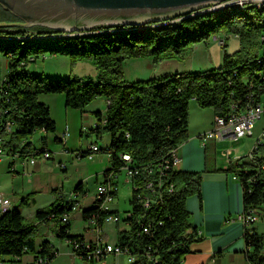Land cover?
<instances>
[{
  "label": "trees",
  "instance_id": "obj_1",
  "mask_svg": "<svg viewBox=\"0 0 264 264\" xmlns=\"http://www.w3.org/2000/svg\"><path fill=\"white\" fill-rule=\"evenodd\" d=\"M20 21L0 5V22ZM222 31L236 36L239 47L231 55L224 54L221 67L125 80L127 60L145 58L158 65L170 59H185L195 44ZM80 32L83 33L40 25L0 28V52L9 59V74L0 85V145L5 151L26 158L36 149L30 141L36 130L55 131L50 109L39 101V95L64 94L66 105L80 110L95 98L105 97L108 107L104 115L94 113L99 121L94 131L110 138L104 149L110 154L106 170L119 171L124 165L119 155L129 153L140 169L137 182L141 183L147 166L168 159L172 150L188 139L192 100L221 115L233 101L244 102L248 93L254 92L257 98L264 93V3H247L241 9H203L181 19L143 25H102ZM44 53L68 56L72 64L89 60L95 65L96 77L48 76L28 71V62ZM163 180L173 184V190L163 193L147 208L137 201V191L132 190L131 209L126 212L130 215L122 220L128 229L118 230L116 243L130 249L135 256L133 264H153L147 255L158 264H180L189 243L200 237L190 223L186 199L193 194L200 196L201 173L170 169ZM241 188L244 210L256 206L264 209V185L251 190L246 185ZM74 190L84 192L81 184ZM33 195L27 194L21 205L0 214V259L21 264L22 257L31 254L48 255L52 261L58 250L47 240L36 247L35 238L37 226L55 217H60L59 238L66 242L84 239L82 235L69 234L70 221L61 223V217L71 211L61 199L37 210L32 219L24 216L21 209ZM117 213L100 212L92 204L81 215L85 221L94 214L102 223L104 216ZM144 227H149L148 233L143 232ZM244 240L250 264H264V234L254 228L251 234L245 232ZM76 255L88 260L81 252ZM14 256L21 260L14 261Z\"/></svg>",
  "mask_w": 264,
  "mask_h": 264
},
{
  "label": "crops",
  "instance_id": "obj_2",
  "mask_svg": "<svg viewBox=\"0 0 264 264\" xmlns=\"http://www.w3.org/2000/svg\"><path fill=\"white\" fill-rule=\"evenodd\" d=\"M49 55L54 58L58 57V55L54 54ZM135 59L138 63H145L147 67L152 66L150 60L145 58ZM36 60L32 62L35 63ZM131 60L133 59L127 60L124 66ZM43 74L46 73L43 72ZM46 75L63 76L56 73ZM135 80L142 79L138 78ZM38 99L49 107L51 118L56 124V129L54 132H46L41 129L36 130L41 142L38 146L33 145V147L41 151H49L51 159L43 161L37 158L35 164L22 166L21 164L18 165L20 158H4L0 161V164L6 162L9 183L3 185L0 189L10 197L12 207H16L17 205L15 201L16 196H23L25 193L30 194L33 192L34 195L30 199V203L27 204L28 207L21 209L24 215V210L33 206L34 209L30 210L28 215L32 217L37 210L45 208L54 202H60L58 190H73L81 184L84 195L78 215L83 220L82 211L89 208L94 201V196L89 198L93 190L89 189L87 184L92 179H94V182H99L100 178L103 177V172L110 166V158L106 154H99L92 161L88 160L89 164L82 170L75 168L74 171L69 172V167L86 158L83 150L86 145L92 142L89 141L90 134L97 142L103 140L104 135H106L108 138L104 142V146L109 145L110 138L108 134L99 136L94 131L99 124L98 118L94 113L99 111L104 115L108 107V100L105 97H97L86 108L80 110L68 107L66 105V98L61 93L41 94ZM97 99H103V104L99 107H91ZM191 102L194 105L192 106L193 116L191 106L189 108V136L178 148L181 163L175 170L201 173L200 196L193 194L186 199V209L190 213V223L193 228L200 231V237L189 243L188 252L184 255L180 264H250L245 255L244 227L239 219L244 210L241 185L229 176L228 166L225 167V164H220L217 159H215L213 165L210 164L213 147V152L218 157L215 148L218 142L214 139L206 141H202L201 139L203 134L212 130L215 113L212 108L200 107L195 100ZM64 135L65 137H63ZM12 163L17 165L18 169L16 171H10L9 167ZM59 163H65L66 167L58 166ZM88 198L90 199L89 204L85 206ZM111 208L117 211V208L113 207V205ZM121 217L124 218L125 215ZM40 224L44 225L48 223L44 222ZM106 224L109 223H105L104 225ZM121 229L118 224L117 231ZM69 234L82 235L87 240L92 239L90 237L92 234L86 232L85 229L83 233L73 232L71 221ZM102 234L107 241V234L104 231ZM88 235L90 236L88 237ZM45 240L49 241L56 248L52 240L46 238L40 241V243L35 241L36 247H39ZM61 240H64L67 244L65 239ZM67 246L69 247L68 244ZM120 257L124 258L123 255ZM120 257L118 256L117 260L120 261ZM31 258V254L24 255L21 264L28 263Z\"/></svg>",
  "mask_w": 264,
  "mask_h": 264
},
{
  "label": "built area",
  "instance_id": "obj_3",
  "mask_svg": "<svg viewBox=\"0 0 264 264\" xmlns=\"http://www.w3.org/2000/svg\"><path fill=\"white\" fill-rule=\"evenodd\" d=\"M244 1L231 0L227 5L242 6ZM88 31V30H86ZM72 33V32H70ZM75 33H81L75 32ZM210 41L216 43H224V37L221 33L211 38ZM264 76V75H263ZM264 78V77H263ZM264 119V93L258 98L253 93H248L244 102L233 101L230 104L229 110L221 115H215L212 130L201 136L202 141L214 139L217 142L224 140L239 141L246 137H253L255 135L254 129L256 123ZM11 129V124L8 126ZM66 135V134H65ZM65 135L63 137H65ZM106 146L99 145L92 142L84 147L83 153L87 160L92 161L99 154H106L110 158V154L104 151ZM176 147L172 150L170 157L161 163L149 165L146 167V176L141 183L137 182L141 172L138 165L133 161L129 153L120 154V159L124 165L119 171L103 172L102 181L98 183L93 205L99 209L100 212L111 211V204L115 201L118 194V176L125 172L126 179L131 185V190H136V199L144 207L154 205L163 193L171 192L173 184H167L163 180L165 173L174 169L181 163V156ZM222 157L228 162V170L232 173L231 178L239 182L241 186H248L249 190L253 187L264 185V124L260 132L256 135L255 141L251 150L246 155H239L236 150H223ZM6 157L20 158L22 166L26 164H35L37 158L43 161L51 159L49 151H41L34 149L26 158H21L17 154H12L5 151L0 145V161ZM58 166L65 167L64 163H59ZM10 171L18 169L15 163L10 165ZM142 189V190H141ZM84 192L76 190H58V199H61L64 205H68L71 211L79 210L81 208V201ZM12 208L10 198L0 194V214L9 211ZM129 216V213L125 214ZM264 216V209L260 206L251 207L243 210L240 215V221L244 227L245 232L253 233L255 224ZM123 218L117 214H109L103 217L102 223H99L98 217L94 214L89 216L85 222L87 223L85 230L92 234V239L87 240H68L71 252L75 255L79 252L84 254L88 260L92 262H101L106 260L107 255H114L116 257L124 255L126 257V264L129 261H135V256L130 252L128 247H122L115 243L109 244L103 237V225L105 223H117ZM70 221L69 213H65L61 217V223L67 224ZM144 233L149 232V227H144ZM197 236H200V231H197ZM250 249V247H249ZM27 250V249H25ZM153 264H158L157 260L147 255ZM81 258V256H79ZM14 261H19L18 256L11 257ZM21 260V259H20ZM12 262V261H11ZM10 260L5 258L0 259V264H13ZM51 260L48 255L32 256L31 260L26 264H50Z\"/></svg>",
  "mask_w": 264,
  "mask_h": 264
},
{
  "label": "rangeland",
  "instance_id": "obj_4",
  "mask_svg": "<svg viewBox=\"0 0 264 264\" xmlns=\"http://www.w3.org/2000/svg\"><path fill=\"white\" fill-rule=\"evenodd\" d=\"M262 2L261 0H255L251 1L250 3L258 4ZM246 6V5H245ZM244 6V7H245ZM215 7V5H212L208 8ZM242 6H238V8L241 9ZM222 37L225 38V44H222L220 42H212L210 39L206 42H201L198 44H195L191 53L185 58V59H170L166 60L163 63H160L158 65H152L151 67H147L145 63L136 62L135 58H132L133 60L128 61V63L124 66V76L125 80L127 81H136L135 79H142L146 80L152 77H158L165 74H175V73H186V72H205L210 71L211 69H217L222 66L223 64V58L224 54L227 53L229 55L233 54L239 47V39L235 37L232 34L225 33L224 31L221 32ZM225 45V46H224ZM149 60V59H147ZM127 62V61H126ZM151 62V61H150ZM152 64V63H151ZM27 69L30 72L33 73H46V74H54L57 75H63L62 77H67L69 75H74L78 77H88L95 79L97 70L95 68V65L89 61V60H79L76 62V64H72V61L70 57L58 55V57L54 58L49 55V53L40 54L36 60V62L29 61L27 64ZM32 70V71H31ZM9 74V59L5 57L0 52V85L2 81L6 78V76ZM45 74V75H46ZM103 104V99H97L91 107L95 106H101ZM194 105L193 102L190 103L191 106V113L193 116V109L192 106ZM264 124V119L259 120L254 129L255 135L253 137H246L244 139H241L239 141H233V140H224L221 142L216 143V152L218 154V157L214 154V147L212 148V153L210 156V164L215 163V159L219 161L220 164H225V167L228 166V162L226 159L222 157L221 152L223 150L231 149L236 150L239 155H246L252 148L253 143L255 141L256 135L260 132L262 126ZM89 141H92L93 143L96 141L94 137H91V134L89 135ZM107 136L104 135L103 140H99L97 143L99 145L104 146V142L107 140ZM30 141L32 145L38 146L41 140L39 139L38 133L35 131L33 135L30 137ZM91 142V143H92ZM90 144V143H89ZM86 147V146H85ZM220 154V155H219ZM216 157V158H215ZM89 161L85 158L81 161H78L74 163L72 166L69 167V172L74 171L75 168H79L80 170L84 169L86 165H88ZM65 164V163H64ZM20 165V164H18ZM0 188L9 183V179L7 178V166L6 162H3L0 164ZM3 167V169H2ZM66 167V164H65ZM64 174V173H63ZM229 176H232L231 172H228ZM102 178H100L99 182L102 181ZM99 182H94V179L88 182L87 186L89 189L93 190L90 193V197H95L96 194V188ZM66 190V189H65ZM72 189H67V191H70ZM1 194L7 196L3 190L0 189ZM27 194H23V196H16L15 201L17 202L16 206L21 205V200L23 197H25ZM132 195L131 185L126 179L125 172H122L118 176V194L115 201L111 204L113 207L117 208V211L121 216H124L127 211L131 209L129 200ZM92 196V197H91ZM10 198V197H9ZM85 202V206L89 204L90 199ZM11 200V199H10ZM24 207H28V205H24ZM34 209L33 206H31L29 209L24 210V216L27 218L32 219V217H29L30 210ZM80 210L70 211L69 212V219L72 223V231L77 233H83L84 229L87 225V223L79 218ZM60 217L51 218L46 223L48 224H39L37 226V234L35 241L37 243H40L43 239L52 240V243L56 245V248L58 249V254L53 259V261L50 264H126V257H120V261L117 260L118 257L114 255H107L106 260H103L101 262H90L85 259H80L79 257L75 256L71 253L70 248L67 246L64 240H61V238L58 237V223H59ZM117 223H109L104 225L103 231L107 234L108 240L107 242L111 245H115L117 240ZM257 232L260 234H264V216L254 225ZM119 228L121 229H128V226L123 222H119ZM121 229V230H122ZM90 235H88L89 237ZM92 237V236H90ZM114 257V260H113ZM116 258V260H115Z\"/></svg>",
  "mask_w": 264,
  "mask_h": 264
},
{
  "label": "water",
  "instance_id": "obj_5",
  "mask_svg": "<svg viewBox=\"0 0 264 264\" xmlns=\"http://www.w3.org/2000/svg\"><path fill=\"white\" fill-rule=\"evenodd\" d=\"M227 0H0L21 19L0 22V28L46 26L79 32L102 25H143L150 21L181 19ZM217 9V8H215Z\"/></svg>",
  "mask_w": 264,
  "mask_h": 264
},
{
  "label": "bare ground",
  "instance_id": "obj_6",
  "mask_svg": "<svg viewBox=\"0 0 264 264\" xmlns=\"http://www.w3.org/2000/svg\"><path fill=\"white\" fill-rule=\"evenodd\" d=\"M238 1H244L245 3H250L251 1H255V0H238ZM262 2H260V3H258V4H256V5H260L261 3H264V0H261ZM231 2V0H227L226 2H223V3H221V4H219V5H216L215 7H211V8H208V9H206V10H215V8H217V9H219V8H222V7H226V6H233V5H227L228 3H230ZM243 6V5H242ZM168 21H170V20H168ZM81 33H83V32H81ZM78 34H80V33H78ZM217 35V34H216ZM216 35H214L213 37H215ZM212 37V36H211ZM212 37V38H213ZM133 262L134 261H129V264H133Z\"/></svg>",
  "mask_w": 264,
  "mask_h": 264
}]
</instances>
